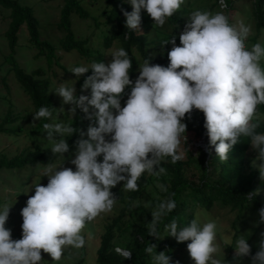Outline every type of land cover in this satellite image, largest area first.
Returning a JSON list of instances; mask_svg holds the SVG:
<instances>
[{
	"label": "clouds",
	"instance_id": "obj_1",
	"mask_svg": "<svg viewBox=\"0 0 264 264\" xmlns=\"http://www.w3.org/2000/svg\"><path fill=\"white\" fill-rule=\"evenodd\" d=\"M126 3L131 11L121 9L124 25L138 30L142 9L157 25H163L184 0ZM250 32V24H231L223 12L197 9L178 36L179 46L174 43L176 37L167 40L172 45L167 52V66L150 65V58H146L134 82L129 79L131 61L123 48L111 51L107 65L99 61L71 67L70 72L77 77L91 70L80 86L81 92L89 90L88 95H75L73 83H60L54 90L62 103L74 106L69 108L70 114L78 109L90 121L75 141V155L70 161L74 170H43L46 185L35 184L34 194L20 211V239H10V230L4 227L9 207H0V264H41V250L56 261L66 247H82L85 223L114 206L116 198L111 188L123 182L125 190L136 191L142 173L157 175L164 171L160 167L163 158L175 162L184 157L180 150L182 140L186 145L182 118L192 109L203 114L205 152L211 148L215 158L225 161L238 138L248 137L256 153L252 166L260 181L264 180V132H256L257 124L252 122L257 105L264 104V68L259 63L264 58V46L257 42L246 48L244 42ZM126 87L130 90L121 107ZM50 117L45 106L32 115L34 121ZM42 127L43 138L51 142V153L63 159L62 154L68 150L66 137L78 130L60 120L45 122ZM158 187L166 191L163 185ZM258 191L249 193V197ZM175 207L170 198L156 205L146 224L149 236L156 238L161 218ZM257 216V223L264 224V205ZM163 229L178 243L188 241L186 251L194 264H226L223 256L215 255L221 251L215 220L200 223L193 218L178 227L173 218ZM234 237L229 241L233 264H239L241 257H249V264H264V231L259 233L257 250L251 256L247 234ZM154 247L144 249L152 254L151 264H170V257L163 251L155 252ZM117 251L125 259L130 255L127 250Z\"/></svg>",
	"mask_w": 264,
	"mask_h": 264
},
{
	"label": "trees",
	"instance_id": "obj_2",
	"mask_svg": "<svg viewBox=\"0 0 264 264\" xmlns=\"http://www.w3.org/2000/svg\"><path fill=\"white\" fill-rule=\"evenodd\" d=\"M223 1L225 8H231L233 0ZM99 3L102 5L99 17L104 18L103 22L98 21L99 17L90 15L81 5L80 0H62L56 28L63 32V37L57 45H53L40 40L38 33L39 24L33 15L31 7L22 6L15 0H0V8L9 11L7 15L9 23L4 36L10 53L4 57L3 64H8L7 74L12 73L13 79L19 85L21 92L28 98L32 115L39 107L45 106L49 108L51 117L55 116L56 107L51 95L54 83L42 67L38 66L35 69H30L29 72H25L16 64L13 53L17 45L16 36L22 26L26 29L30 48H34L37 51L34 58L40 59L43 57L47 70H50L52 66L66 70L59 63L56 55L57 50L65 53L74 52L90 64L100 61L107 65L101 51L116 45L117 48H123L126 51L131 61L129 79L133 81L139 64L146 58H150V65L168 64L167 52L172 45L167 43V40L174 36L176 37L174 43L179 46L178 36L180 33L178 32L184 29L191 14L189 8L186 7L187 5L180 6L170 17L165 18L168 27L173 29V33H162L155 29V22L142 9L141 11L145 15L143 12L140 13L139 27L141 29L130 30L125 27L124 16L121 12V9L124 12L131 11V6L126 3V0H99ZM251 8L254 29L259 33V30L264 28V0H252ZM73 15L81 20L92 19L93 26L97 30L94 37L99 39L101 51L100 49L97 50L93 45H89V39H77L74 36L70 19ZM146 28L154 31L155 38L159 39L163 44L161 56L164 63L153 59L146 53L145 47L153 41L150 36L151 31H146ZM246 42L254 44L256 39L255 37H248ZM249 46L251 47V45ZM66 73L68 74V70H66ZM90 74L91 70L89 69L84 74H81L79 78H75V95L81 94L79 87L85 77ZM2 81L4 82L3 78ZM129 90L130 87H126L121 98ZM89 111L91 112V109ZM48 119L40 118L37 120V124L33 129V136H43L42 131L44 129L42 125ZM182 119L186 120L184 122L186 125V145L183 140L180 145V150L184 152V157L175 162H171L170 158L167 157L161 160L160 167L164 171L157 175L156 179L160 182V185L164 186L166 191H161L160 189L159 197L150 200L155 208L161 200L170 198L175 201L176 207L161 218L157 225V236L155 238L149 236L146 225L151 220V214L146 212L138 202L143 196L144 187L148 181L145 174L142 173L138 178L136 191L125 190V193L121 190L111 191L117 197L120 208L116 217L104 226L95 250V264H151L152 254L144 251L148 245H154V251L157 253L165 252L171 260L180 259L181 262L176 260L178 264H187L185 262L188 257L186 251L188 241L178 243L173 237L167 236L166 231L163 229L164 224L174 218L178 227H180L193 218L199 221L197 214L208 219V212L214 205L235 211L237 219L246 212L257 216L259 208L264 205V180L260 181L256 168L245 162L246 153L251 147L249 138L240 136L238 143L233 145L228 154V159L225 161L215 158L213 151L205 155L203 151L198 149L197 154L192 155L191 149L194 144L200 139H207L203 127V114L199 110L192 109ZM13 121L14 119L9 109L0 125V133L12 134L13 130L3 128V126L5 123H12ZM252 122L257 124L256 132H264V104L257 105L256 114ZM69 123H72L73 128L78 131L66 137L68 150L62 156L75 148V141L80 138L79 133L85 131L90 121L85 119L83 114L76 109ZM83 138L86 139V136ZM59 157L58 154H46L40 146L34 145L12 158L0 157V169L21 170L25 167L50 166ZM256 189H259L258 193L249 197V193ZM140 211L143 213L139 215L141 222L133 227L131 221L134 217L133 214H139ZM128 228L134 231L133 237L129 239L128 236L123 237L124 232ZM222 242L227 251L224 261L226 264H233V249L226 240ZM116 248L127 250L130 253L129 257L125 259L120 253L115 251ZM252 250L250 248V256L253 254ZM221 255H223V252ZM239 264H249V257H241Z\"/></svg>",
	"mask_w": 264,
	"mask_h": 264
},
{
	"label": "rangeland",
	"instance_id": "obj_3",
	"mask_svg": "<svg viewBox=\"0 0 264 264\" xmlns=\"http://www.w3.org/2000/svg\"><path fill=\"white\" fill-rule=\"evenodd\" d=\"M20 5L31 7L33 10V15L37 19L39 27L38 33L41 41H46L49 44L57 45L63 37V32L59 31L56 28V24L59 19V11L62 6V0H15ZM220 0H184V3L181 7L187 5L192 13L194 10L209 11L210 13L214 12H223L228 18L229 23L237 24L243 22L245 24L251 25V32L248 37H255L256 43H261L264 46V28L259 30V33L254 29V22L251 17L252 11V0H233L231 8H221ZM81 5L87 10V12L92 16L99 17L101 12V4L99 0H80ZM143 12V11H141ZM140 12V13H141ZM9 11L0 8V125L2 124L8 110L10 109L12 113V118L14 121L12 123H5L3 128L13 130L12 134L0 133V157H5L7 159L12 158L27 149H30L34 145L40 146V148L46 153L50 154L51 142L44 139V131H42L43 136H33V129L37 124V120L32 119V111L30 109V102L28 98L21 92L19 85L14 81L12 73L6 72L8 64H3L4 57L10 53L7 40L4 36V33L8 27V17ZM145 15V13L143 12ZM72 22V32L77 39H89V45H93L97 50L100 49L99 39L94 37V34L97 33V30L93 26L92 19L81 20L76 16H71ZM104 18L99 17V22H103ZM154 22V21H153ZM188 23V22H187ZM155 29L164 33H173V29L168 27L167 22L163 25H157L154 23ZM141 28L139 27V30ZM183 30V29H182ZM180 30L178 33H180ZM146 31H151L150 36L152 42L145 47L146 53L153 59L163 62L162 58V48L163 44L161 41L154 36V31L146 28ZM17 45L14 49L13 57L16 64L22 68L25 72H29L30 69H35L40 66L46 74L52 78L53 85L51 89L52 100L56 107L55 116L48 119V123H55L57 120L64 121L69 123L73 117L74 113H69V108L74 107L73 105L64 104L61 101V98L54 94L55 88L60 84L64 83L65 86H70L73 83L74 93L76 89L74 87L75 78L79 76H74L70 70L74 65H88L90 64L84 58L79 57L76 53L70 52L65 53L63 51L57 50L56 55L59 59V63L62 67L68 70L59 69L56 66H52L50 70H47L45 66V61L43 57L40 59L34 58L37 54V51L34 48H30V44L27 41V33L24 26L19 29L17 34ZM150 38V39H151ZM248 40V38L246 39ZM245 47L250 48L249 45H252L250 42H246ZM117 49V46H111L110 49L102 50L101 53L106 60V63L110 62L111 56L110 53L112 50ZM139 60V59H138ZM143 63V62H142ZM140 63L139 66L142 64ZM164 63V62H163ZM260 66L264 68V58L260 61ZM138 66V69H139ZM161 66H167L161 65ZM136 70L135 78L138 76V71ZM179 70V69H177ZM4 79V82L2 81ZM135 79L133 80V82ZM6 86V87H5ZM81 91V87H79ZM89 90L85 89L81 94L88 95ZM128 94V93H127ZM127 94L120 98L121 107L124 106V102L127 99ZM57 110H59L57 112ZM115 114V113H113ZM182 122L186 120L182 119ZM111 134L105 137L106 140L109 139ZM207 145V139H200L196 142L191 149L192 155H196L198 149L203 151L205 155H208L212 149H208L205 152V146ZM75 148L70 152L63 155V159H59L50 166H37V167H25L21 170H7L0 169V207H9L6 217L4 227L10 230V239L18 240L21 238V228L22 218L20 216L21 209L25 206L26 200L34 194L35 184L46 185L47 177L41 176L43 170L47 168L57 170L60 168H70L73 169L74 165L70 161L74 158ZM255 151L250 147L246 153L245 162L252 165V162L255 158ZM101 159L100 156L97 157V162ZM146 179L150 182L144 187L143 196L139 199V203L145 209L146 212L150 214L155 208L151 204V199H156L159 197L160 182L156 179L157 175L150 173H144ZM150 176V177H149ZM149 177V178H148ZM123 182L117 183L110 191L121 190L125 193V189L122 187ZM114 206L110 212L101 213L92 221L85 223L84 229H82V235H84L85 244L80 248H73L71 246L66 247L61 255V258L56 261H52L47 253H44L42 250L40 252L41 264H95V250L98 246L99 238L103 232L104 226L113 218L116 217L120 204L116 196ZM264 197V196H263ZM161 198V197H160ZM264 201V200H263ZM144 211V212H145ZM208 219L203 218L201 215L197 214L200 223L206 222L208 220H215L217 224V238L216 242L218 248L221 251H218L215 255L217 258H222L226 256L227 251L224 248L223 242L229 243L230 239H234V234L245 235L247 234L246 243L249 244L250 248L253 249V253L257 250L256 245L259 241V233L264 231V224L257 223V216L255 214L244 213L240 218H236L237 213L231 211L229 208H220L217 205H214L208 212ZM143 213L140 211L139 214H133L134 217L129 218L132 221V226H137L141 219L139 215ZM142 217V216H141ZM125 234V235H124ZM123 234L128 236V239L133 237V229L128 228ZM128 234V235H127ZM230 244V243H229ZM118 248L115 249L116 252ZM181 262L180 259H176ZM176 260L170 259V264L172 262H177ZM184 262V261H183ZM187 264H194V262L187 257Z\"/></svg>",
	"mask_w": 264,
	"mask_h": 264
},
{
	"label": "built area",
	"instance_id": "obj_4",
	"mask_svg": "<svg viewBox=\"0 0 264 264\" xmlns=\"http://www.w3.org/2000/svg\"><path fill=\"white\" fill-rule=\"evenodd\" d=\"M219 3H220V7L221 8H223V7L225 8V4H224V1L223 0H220Z\"/></svg>",
	"mask_w": 264,
	"mask_h": 264
},
{
	"label": "water",
	"instance_id": "obj_5",
	"mask_svg": "<svg viewBox=\"0 0 264 264\" xmlns=\"http://www.w3.org/2000/svg\"><path fill=\"white\" fill-rule=\"evenodd\" d=\"M118 253H120L122 256H123V254H122V252L121 251H118ZM124 257V256H123Z\"/></svg>",
	"mask_w": 264,
	"mask_h": 264
}]
</instances>
